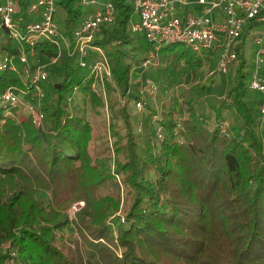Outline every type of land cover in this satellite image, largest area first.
Wrapping results in <instances>:
<instances>
[{"label":"trees","instance_id":"1","mask_svg":"<svg viewBox=\"0 0 264 264\" xmlns=\"http://www.w3.org/2000/svg\"><path fill=\"white\" fill-rule=\"evenodd\" d=\"M32 2L21 0V10ZM112 2L116 22L103 26L96 40L111 64L105 93L115 84L121 97L139 101L130 90V76L153 48L131 32L132 0ZM58 7L64 11V32L70 34L83 15L81 0H59ZM16 46L1 33L0 53L17 54ZM176 46L181 45L160 50L167 64L155 69L164 94L175 83L171 59L192 70L199 66L188 47L177 51ZM35 50L43 61L57 58L41 83L46 96L39 108L42 123L34 125L17 107L3 123L0 108V180L9 179L0 183V264L9 249L24 264H264V135L253 120L261 99L248 97L250 72L243 53L212 128L194 108L187 117L182 113L181 128L176 116L153 122L156 108L142 101L148 133L138 140L137 117L128 107L137 102H106L91 90L88 68L66 53L59 56L50 42ZM29 66L33 73V58ZM59 68L60 81L49 80ZM21 76L22 71L0 70V93L11 86L25 89ZM76 89L91 100L92 120L108 109L110 139L101 133L106 122L94 124L85 113L75 115L78 109H71L67 97ZM185 104L193 107L192 99ZM117 113L125 122L123 134ZM227 114L235 123L223 133L220 125L229 121ZM13 180L20 185H12ZM41 191L49 194L46 204L37 198ZM80 200L86 205L74 227L66 210ZM66 227L78 233L58 245L56 231ZM6 241L10 245L4 247Z\"/></svg>","mask_w":264,"mask_h":264},{"label":"built area","instance_id":"2","mask_svg":"<svg viewBox=\"0 0 264 264\" xmlns=\"http://www.w3.org/2000/svg\"><path fill=\"white\" fill-rule=\"evenodd\" d=\"M21 0H0V35H6L17 42V54L6 50L0 57V70L22 71L26 88L19 90L11 86L0 93V108L4 111L3 123L13 115V108L30 110L34 125L40 126L44 115L32 100L24 101L25 95L31 99L45 98L41 83L48 78L49 66L43 59L35 62V70L30 73V58H35V48L42 42H50L82 68L89 69L94 79L91 90L106 99L105 83L112 76L111 64L105 51L96 43L98 32L103 26L116 22L117 9L111 1L81 0L83 5L94 6L93 10L74 27L70 34L56 22L59 0H33L26 12L20 8ZM199 11L190 12L191 0H132L134 14L138 21L131 23V32L144 37L153 48L140 61L142 67H157L158 52L166 45L188 47L206 74L214 72L212 64L216 60L217 71L226 75L239 61L242 52L249 53L247 40L257 46L252 62H249V88L260 94L259 116L264 122V0H195ZM251 53V51H250ZM58 56V57H59ZM57 58L51 62L55 63ZM213 71V72H212ZM151 94L159 90L152 81H146ZM142 89V88H141ZM143 90H140L141 94ZM135 107L143 109L142 99ZM71 102V98H68ZM40 102V101H38ZM157 116L152 121L157 122ZM177 128L182 127L184 117L177 116ZM230 123L224 121L220 128L228 131ZM159 136L161 129H157ZM85 202L72 203L66 211L71 224L77 223V213ZM74 226V225H73ZM75 227V226H74ZM9 248V247H8ZM1 264H22L17 253L9 249Z\"/></svg>","mask_w":264,"mask_h":264},{"label":"rangeland","instance_id":"3","mask_svg":"<svg viewBox=\"0 0 264 264\" xmlns=\"http://www.w3.org/2000/svg\"><path fill=\"white\" fill-rule=\"evenodd\" d=\"M63 15H64V11H62V9L59 7L57 14H56V22H58L59 26L63 29ZM247 44L249 45L250 51L249 53L246 54V59L247 62H252L253 58H254V53L255 50L257 48V46L255 44L252 43V41L250 39L247 40ZM176 50L177 51H181L184 50V46H176ZM3 53H0V55H2ZM168 59H171V56H169ZM39 60V56L36 55V57L33 59V63L37 62ZM166 57L162 60V64L161 66L164 67L167 62ZM171 64L173 66V70L171 72V75L174 77V87L172 88V92H168L167 94H164L163 91H161L158 83L155 81V75L157 74L155 72V70L151 71L148 70V68H144L141 67V72L138 74L132 73L130 78H131V92H133L134 94H136L137 96L143 95V101H145V103H147L148 105H151L153 107L156 108V112L158 113L157 116V120H163L165 119H169V117L171 119H174L175 116H180L182 115V113L187 117V110H192L194 108V111L199 114V115H204L202 116L203 119H205L206 122H208V124L210 125V127L212 128L213 125L216 124V119H215V114L217 111V108L219 106V103L223 100H226L227 98V92L228 90H230V88L232 87V80L235 77V67L236 65H234L230 72L227 73V75H220V73L217 71L216 67H217V63L216 60L213 62L212 64V69L214 70L213 73L211 74H206V71H203L202 69L197 68V70H192V68H190L188 65L182 64L179 65L176 62H173L171 59ZM45 64H48L49 69L51 71V64L52 62H47L44 61ZM135 72V69H134ZM63 71L59 68L55 74H51L49 80H52L53 82H58L60 81L61 77H62ZM139 76L141 78H139ZM136 78H138V81H135ZM111 79V78H110ZM150 79H152V81L156 84L159 92L154 95L151 94L150 89L146 87L145 83L146 81H149ZM250 77L248 76V78L246 79V87L249 89L248 91V97L250 98L251 101L255 100V98L260 97V94L258 92H255L253 90H251L249 88V84H250ZM139 83V85H141L139 88L136 87V83ZM142 88V89H141ZM140 90H143V94H141ZM110 94H106V99L105 101L107 102L108 99H110L111 101L115 102V103H124V102H136V100H128L127 97H121L118 93V90L115 86V84H113L110 88L109 91ZM73 95H71L67 98H71V102H69V106L74 107L75 109H78V112H76L75 115L81 116L82 114L85 113L87 119L91 120V123L96 124V122L102 123L103 121L106 122L107 127L106 128H101V133L103 132H107V137L110 139L109 137V130H108V126H109V122H108V118H109V112L108 109L106 108L104 111V115L99 114L98 119H93L92 115L93 113L91 112V109L87 106V105H91V100L89 99V97H85L84 94H82L81 92H79L77 89L73 91L72 93ZM141 97V96H140ZM191 98L193 101V107H191L190 105L185 104V101ZM25 99V97H24ZM34 102V104L36 106H38L40 108V106H42L45 101H46V96L44 99L42 100H37V99H30ZM40 101V102H38ZM75 101V102H74ZM129 107V112L133 114L134 117L136 118V123H135V134L136 136H138V140L141 139V137H145L146 133H148V129L145 128V117H144V112L141 109H137L135 106H133L132 103H129L128 105ZM37 108V109H39ZM88 108V109H87ZM22 109L25 111V116L28 117L30 116V110L22 107ZM179 112L181 114H179ZM224 114H226V112H224ZM117 118L115 120L117 127L119 129V132L121 134L124 133V128H125V122L123 119V116L120 115L119 113L116 114ZM182 117H184L182 115ZM226 117L228 118L227 120H229L230 122V127L231 125H233L235 123L234 119L231 118V116L229 114L226 115ZM254 117V124H255V128L257 129L258 132H260L261 134L264 135V122L262 120V117H260L259 115L256 116L253 115ZM145 121V122H142ZM157 125V123L155 124ZM142 135V136H141ZM161 135H163V132H161ZM164 136V135H163ZM6 180L9 179H5L4 180H0V183H4L6 182ZM15 183V184H14ZM21 183V181H17V180H13V182L11 183L12 185L14 184V186H19ZM19 188V187H18ZM16 188H12V190H14ZM37 198L42 201H44V203L46 204L48 202V200H50L49 198V194L46 192H39V194L37 195ZM83 200L80 201H76V202H82ZM85 202V200L83 201ZM75 203V202H73ZM86 203L84 204L85 207ZM81 208V209H84ZM80 209V210H81ZM68 210V209H67ZM66 210V211H67ZM79 210V211H80ZM78 215V213H77ZM77 230L76 228L74 229V227L70 228V227H66L63 230L60 231H56V242L58 245L61 244L62 240L63 241H69L71 240L72 237L77 235ZM10 243L9 242H5L4 243V247L9 246ZM21 263L24 264V260L20 257L19 258Z\"/></svg>","mask_w":264,"mask_h":264},{"label":"crops","instance_id":"4","mask_svg":"<svg viewBox=\"0 0 264 264\" xmlns=\"http://www.w3.org/2000/svg\"><path fill=\"white\" fill-rule=\"evenodd\" d=\"M99 2H106V1H111L112 2V0H98ZM193 3L188 7V9L190 10V12H194L195 13V11H199V9H200V6L195 2V0H191ZM114 4V3H113ZM81 6H82V11H83V15H82V17H81V19H80V22H81V20L82 19H84L92 10H93V8H94V6H88V5H83L82 3H81ZM63 17H64V15H63ZM63 19V18H62ZM132 22H136V21H138V15L137 14H133V16H132ZM63 30H64V28H63ZM98 36H101V34H100V31L98 32V34H97ZM165 47V46H164ZM163 47V48H164ZM162 49V48H161ZM160 49V50H161ZM160 50H159V52H158V58H159V65L157 66V67H153V68H151V67H148V70H151V71H153V70H155V69H157L158 67H160L161 66V64L163 63L162 62V60H163V57H164V54L163 53H161L160 52ZM244 55H245V57H246V54L247 53H245V52H242ZM2 55H0V57H1ZM164 59H165V57H164ZM237 64V63H236ZM235 64V65H236ZM28 65H29V63H28ZM33 65H35V63H33ZM142 67V65L140 64L139 66H138V68H135V74H138V73H140L141 72V68ZM199 68H200V65H199ZM201 69V68H200ZM230 72V71H229ZM49 73H50V70H49ZM221 75V74H220ZM227 75V74H226ZM49 76V75H48ZM223 76V75H222ZM139 78H141L140 76H139ZM138 78H136V80L135 81H138L137 80ZM150 80H152V79H150ZM141 85H139V83L137 82L136 83V87L137 88H139ZM172 91V90H171Z\"/></svg>","mask_w":264,"mask_h":264}]
</instances>
